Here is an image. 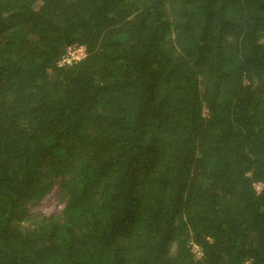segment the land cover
Wrapping results in <instances>:
<instances>
[{
  "label": "trees",
  "instance_id": "trees-1",
  "mask_svg": "<svg viewBox=\"0 0 264 264\" xmlns=\"http://www.w3.org/2000/svg\"><path fill=\"white\" fill-rule=\"evenodd\" d=\"M0 264H264V0H0Z\"/></svg>",
  "mask_w": 264,
  "mask_h": 264
},
{
  "label": "rangeland",
  "instance_id": "rangeland-1",
  "mask_svg": "<svg viewBox=\"0 0 264 264\" xmlns=\"http://www.w3.org/2000/svg\"><path fill=\"white\" fill-rule=\"evenodd\" d=\"M79 55H82L81 52ZM257 188L259 189V186H257ZM61 206L62 204L59 203L57 196L52 191L46 197H44L40 203L34 206L32 211L49 215L58 212L61 209Z\"/></svg>",
  "mask_w": 264,
  "mask_h": 264
},
{
  "label": "built area",
  "instance_id": "built-area-1",
  "mask_svg": "<svg viewBox=\"0 0 264 264\" xmlns=\"http://www.w3.org/2000/svg\"><path fill=\"white\" fill-rule=\"evenodd\" d=\"M67 52H66V56H63L60 59V61L58 62L59 65L68 64L71 61L78 60V59H80L81 57L84 56V48L82 46H80V47H72V48L68 49ZM80 52L82 54L81 56L79 55Z\"/></svg>",
  "mask_w": 264,
  "mask_h": 264
}]
</instances>
